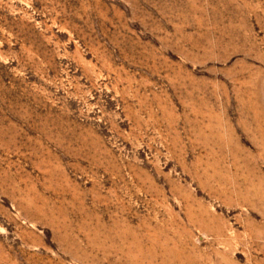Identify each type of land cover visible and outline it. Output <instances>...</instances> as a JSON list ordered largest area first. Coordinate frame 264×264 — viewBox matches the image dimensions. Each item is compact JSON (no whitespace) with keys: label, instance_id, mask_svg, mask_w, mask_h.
Segmentation results:
<instances>
[{"label":"rangeland","instance_id":"374dc122","mask_svg":"<svg viewBox=\"0 0 264 264\" xmlns=\"http://www.w3.org/2000/svg\"><path fill=\"white\" fill-rule=\"evenodd\" d=\"M0 264H264V0H0Z\"/></svg>","mask_w":264,"mask_h":264}]
</instances>
